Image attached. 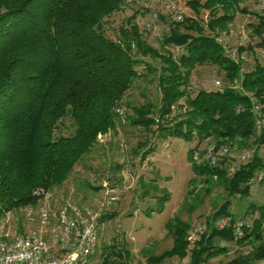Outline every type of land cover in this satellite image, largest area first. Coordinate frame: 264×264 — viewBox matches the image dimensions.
I'll return each mask as SVG.
<instances>
[{"label":"trees","instance_id":"obj_1","mask_svg":"<svg viewBox=\"0 0 264 264\" xmlns=\"http://www.w3.org/2000/svg\"><path fill=\"white\" fill-rule=\"evenodd\" d=\"M128 1L0 0V215L37 204L39 196L34 192L43 190L53 194L56 211V202L100 211L99 227L113 218L101 205L93 208L64 197L59 200L56 191L77 165L127 122L147 134L191 144L192 170L206 184L201 195L188 190L193 210L213 187L223 186L227 192L193 243L192 223L174 217L165 225L172 246L161 253L144 248L146 261L141 264H211L234 246L248 249L225 264H258L264 260V204L250 203L242 214H235L232 207L235 199L249 198L253 189L264 187V179L254 188L249 184L264 171V132L257 131L255 110L259 106L264 117V63L256 61L245 70L246 61L240 59L247 50L264 51V12L253 13L258 22L249 25L247 46L240 44L234 51L219 44L217 37L238 13H250L241 6L248 0H190L187 4L194 16L183 21L174 18L159 46H153L136 14L120 25L116 39L109 35L112 18ZM204 64L217 66L228 84L217 90H195L192 73ZM148 75L157 80L158 102L144 98L132 103L133 91ZM235 79L237 87L230 84ZM210 145L218 150L226 146L231 155L212 165L204 155ZM153 152L155 148L148 146L141 160ZM243 154L248 159L230 172L229 166ZM195 181L190 180V185ZM152 183L158 190L157 181ZM139 184L145 189L143 195L149 193L143 177ZM107 187L104 199L114 192ZM169 197L163 193L157 202L164 206ZM155 211L162 212L163 207L151 208L146 215ZM221 218L228 219L223 229L217 225ZM239 222H243L241 237L235 234ZM105 248L102 254L97 249L94 261L102 255L97 264H121L117 261L121 252L113 246Z\"/></svg>","mask_w":264,"mask_h":264},{"label":"rangeland","instance_id":"obj_2","mask_svg":"<svg viewBox=\"0 0 264 264\" xmlns=\"http://www.w3.org/2000/svg\"><path fill=\"white\" fill-rule=\"evenodd\" d=\"M188 1L190 0H150L149 2L129 0L125 8L112 18L108 33L116 39L120 25L128 17L136 14L137 22L146 28L149 34V43L159 46L176 12H181L184 17L194 16L192 8L187 4ZM205 1L201 0V2ZM172 3L176 6L173 12L168 9ZM241 6L250 13H238L227 30L231 33L229 47L234 51L240 44L247 46L250 39L249 25L258 22L253 13L264 12V0H248ZM206 13L203 11L201 16L205 17ZM253 42L256 43V40ZM178 50L175 49L174 52ZM262 53L263 50L259 48H255L253 52L247 50L243 55L248 58V61L243 63V69H251L256 61L264 63ZM236 56L238 58V55ZM139 70L144 71L143 67ZM153 77L154 75H148L146 79L139 82L140 87L133 91L132 103H142L144 98L158 102L160 91L157 80H153ZM218 80L222 82L221 88L228 84L224 72H220L217 66L204 64L198 65L193 71L191 84L195 90H217L219 89L216 85ZM125 111L129 115L132 113L130 109ZM145 142L147 146H144ZM196 143L194 142L193 145L195 146ZM205 145L204 143L201 146L205 147ZM148 146L154 147L155 152L142 161L141 154ZM190 147L191 144L182 139L147 134L142 128L133 127L127 122L122 123L117 134L113 133L107 139L105 146L94 149L84 162L76 166L68 181L57 189V199L64 197L81 206L95 208L101 205L102 207L103 199L107 196L104 186L114 190L110 192V195L115 194L118 201L106 211L114 217L101 223L98 230L99 254L108 250L104 247L113 246L122 254L117 257L119 263H144L146 261L144 248L161 253L172 246V238L167 235L165 228L170 219L180 217L190 221L193 226L204 223L206 217L210 216L227 196L223 186L213 187L204 203L193 210L191 207L193 201L187 200L188 190L191 188L201 195L204 193L206 184L192 170L188 158ZM116 165L118 168L114 169ZM140 177H143L144 185L149 188V193L145 195H143L144 187L139 184ZM194 178L196 181L190 185V180ZM154 180L157 181L158 190L153 187ZM88 184L100 189L96 190ZM253 190L249 198L233 201L232 208L235 214H242L250 203L264 204V187ZM163 193H168L170 196L164 206L157 202L158 196ZM55 204L60 208L59 202ZM160 206L163 207L162 212L155 211L146 215L147 210L151 208L157 210ZM247 249L234 246L229 254L212 260L211 264H225ZM101 258L104 257L100 255L94 263H100Z\"/></svg>","mask_w":264,"mask_h":264},{"label":"built area","instance_id":"obj_3","mask_svg":"<svg viewBox=\"0 0 264 264\" xmlns=\"http://www.w3.org/2000/svg\"><path fill=\"white\" fill-rule=\"evenodd\" d=\"M168 9L173 12L176 6L172 3ZM175 19L183 21L184 15L176 12ZM230 40L231 33L227 30L217 37L218 43L226 48ZM234 55L237 59L236 54ZM262 55L264 56V51ZM240 59L248 61L243 54ZM216 85L221 89L222 82L218 80ZM231 86L237 87L238 81L235 79ZM255 110L259 116L257 131L264 132V117L260 114L259 106H255ZM204 155L209 163L215 165L220 158L231 154L226 146L218 150L215 145H210ZM248 157V154L239 156L238 161L229 166V171L234 172L240 161H246ZM194 159L198 160L199 155L196 154ZM263 179L264 171H260L249 184L254 188ZM34 194L39 196L37 204L0 215V264H95L94 257L99 243L100 211L83 210L69 202L62 204L56 211L54 196L50 191L37 190ZM116 201V196H108L102 203V208L109 209ZM217 225L220 229L225 228L228 219L221 218ZM205 228V223L195 225L190 231L189 240L193 243ZM235 234L238 237L243 235V222L236 224ZM173 264L185 262L175 261ZM258 264H264V260Z\"/></svg>","mask_w":264,"mask_h":264}]
</instances>
